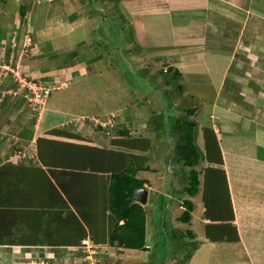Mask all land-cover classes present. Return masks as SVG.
Listing matches in <instances>:
<instances>
[{
    "label": "crops",
    "instance_id": "0c3cea01",
    "mask_svg": "<svg viewBox=\"0 0 264 264\" xmlns=\"http://www.w3.org/2000/svg\"><path fill=\"white\" fill-rule=\"evenodd\" d=\"M102 1L116 8L114 17L121 20L123 16L129 22L131 35L123 40L129 59L146 60L151 68L148 80L162 87L171 82L170 92L182 100L176 105L178 109L193 110L195 143L202 152L194 166L198 191L193 196L184 194L187 179L178 182L188 168L177 162H171L177 169L169 174L173 188L163 187L164 174L157 181L151 177L150 171L156 172L154 167L162 164L150 162V135L139 136L125 129L107 135L103 128L79 121L97 114L110 119V114L117 122L126 120L128 129L137 124L136 119L141 122L139 105L132 104L131 112L107 109L103 101L97 100L100 106L89 105L96 101L91 90L87 98L79 93L93 74L102 75L107 68L109 73L118 72L112 65L118 62L115 60L101 67L102 52L95 43L101 37L112 38L110 49L119 52V43L113 33L109 35L108 28L100 35L94 29L91 35V31L85 30L87 35L83 32V36L76 32L83 22L95 21L82 12L84 0H34L29 8L23 4L24 12L19 16L32 25L31 36L41 40L31 48L35 54L22 59V53H18V61L22 59L29 76L43 81L58 78L66 83L50 94L41 115L30 121L22 108L27 106L24 91L7 97L4 90L10 80L0 81V264L57 263L64 254L72 255L85 237L96 247H103L106 242L93 240L102 235V219L97 223L95 216L82 208L83 195L88 185L93 188L97 184L107 192L110 173L120 166L135 170L148 196L157 192L174 198L173 204L168 202L163 210L169 219L173 211L178 213V202L182 204L184 198L193 201L188 223L199 245L187 264L195 263L202 249L210 257L204 264H264V106L258 105L264 100V0ZM101 20L112 28L107 19ZM115 25L120 40V32L124 34L125 29L119 21ZM150 63L158 64L157 71H152ZM169 67L179 73L175 81L171 72H166ZM165 92H169L166 87ZM158 99L162 101L159 95ZM158 115L157 111L148 112L144 124L147 117ZM138 127L145 126L142 123ZM172 192L179 195L172 196ZM205 195L217 204L213 217L203 204ZM196 203L199 209L194 212ZM213 204L208 202V207ZM102 207L100 215L104 216L105 202ZM148 207L153 208V203ZM145 213L148 222L147 209ZM207 227L218 240L207 237ZM148 230L147 250H119L148 253ZM229 251L237 254L226 259ZM100 255L106 257L104 252Z\"/></svg>",
    "mask_w": 264,
    "mask_h": 264
},
{
    "label": "rangeland",
    "instance_id": "374dc122",
    "mask_svg": "<svg viewBox=\"0 0 264 264\" xmlns=\"http://www.w3.org/2000/svg\"><path fill=\"white\" fill-rule=\"evenodd\" d=\"M37 1L39 0H36V2ZM32 3H34V0H0V81L1 79L5 78L10 80V85L4 90V93L7 97L11 96V98H14L17 95L15 94L16 92L20 93L21 91H24V94H26L27 98V106L24 105L22 108L23 110L27 111L26 113L30 117L29 120L33 117L34 119L38 118L45 109V103L50 94H53V92H56L64 87L66 83V81L59 80L58 78H55L54 81H43L44 87L49 88L50 93L46 97L43 105L39 107L33 106L32 100L34 99L31 100V98H33V95H30L26 87L27 82L33 78L36 80L40 79L27 75V71L29 72V70H26V68L22 65V59H27L29 54H35L32 53L33 49L31 48H33L35 46V42H38L39 40H41V38H33L34 35L31 36V24L28 22H24L21 16H19V13H23L24 11H22L21 5L25 4L29 8ZM84 4L86 5H84L83 8L81 7V9H83L82 12L85 15H92L95 21L93 23L83 22L84 24L76 29L77 34L82 35L84 32L87 35L86 31H91V35L94 29V32L100 35L102 34V29L108 28L109 35H112L113 33L114 40L119 43L116 44L119 52L116 51L117 53H115L114 49H110L112 48V38L104 39L101 37V39L96 40L97 42L95 40L94 41L95 43L99 44L98 49H101L100 51L102 52V58L100 59V63L102 61L101 67H103L104 69L105 65H110L111 62H114L113 60H115L116 62H118L116 63V65L115 63H113L112 65L114 66L115 71L117 70L119 73H109V70H107L109 68H107L106 70H104L102 75L93 74L92 79H90L91 81H88L86 83V93H84L85 90L82 91V87L79 88V93L81 95L84 94L87 98V91L91 90L93 93H95V96L92 99H95L96 101H93L92 103L90 102L89 105L91 104L97 106L98 104V106H100L99 102L103 101V106L107 109H121L123 111L125 110L129 112L130 110H133V107L131 106L132 104L139 105L140 110L139 112H137V116H140L141 122L136 119L137 124L131 127V129H128L126 120H118V123L116 121L117 119L112 118L110 114V119L99 118V115L97 114L94 115L95 117L89 119H80L79 121L84 122V124L85 121L92 123L91 126L93 128H103V130L107 132V135L109 134V132L110 134L114 135V132L117 133L122 129L128 130L132 132L131 134H137L139 136L150 135V162H154L153 164L160 162L162 164L161 166L157 165V167H154L157 169V171L156 169V172L150 171V175L154 180L157 181L158 176L160 174H164L166 177L164 176L165 184L163 185V187H165V189L173 188L172 178L169 174L174 173L177 167L174 165V163H171L174 162V160L172 159H174L173 157L175 156L174 149L172 150L173 145L171 143L175 140L174 145L176 144V140L178 139L180 133L178 131V127H176L175 120L177 118H187L194 120V118L192 117V115H188V113L181 110V108L178 109L177 106L182 103V100H180L177 95L175 96L172 94V92H170L173 86L171 82L163 87L161 85L156 86V84L148 80V74L150 75L151 69L149 63L146 60L137 62L135 61V59L133 60L130 57L133 60L132 62L129 59L127 53H124L126 44L123 40L125 39V37L126 40H128V36L131 35L128 31V20L123 18V16H121V20H119L118 17H114L116 8L111 7L112 4L109 1L103 2L102 0H84ZM82 17L83 16H81V18ZM103 18L107 19L110 24L113 25L112 28H110V25L107 23H105L106 26L103 24L101 20ZM118 21L119 25L125 29L124 32L126 33L122 34V29L120 30V35H122L123 37L120 40L118 38L117 32L115 31L116 27L118 26L115 24H117ZM101 44L103 45L101 46ZM104 44L107 45L105 46ZM129 50L132 52L135 51L132 47ZM18 53H22V56L20 57L22 59L19 60L20 62L17 59ZM39 59L42 62L44 61L43 56H41V58ZM150 64L152 66V71H157V68L159 67L158 64ZM43 71L47 72L46 69ZM261 75H264V71ZM116 79L120 81L118 84L116 83ZM165 87L169 90V92H165ZM158 95L160 96L162 101H159V99L157 100ZM79 100L80 97L78 101ZM97 100L99 101L98 103ZM258 103H260L258 105H261L262 103V106H264V100ZM156 111L159 115L156 118L147 117L148 120L144 124L147 113H156ZM142 123L145 127H138L141 126ZM161 124L162 127L160 129L159 126ZM74 126L77 127L78 123L75 122ZM125 137L127 138V135H125ZM120 162H123L121 158ZM127 163L128 162H125V164ZM180 178L181 181L178 182L179 184H182V182L184 181L186 182V176L180 175ZM109 183L110 181L108 182V186ZM176 186L178 185L176 184ZM175 190L179 191V189L177 188ZM84 193L85 194L83 195V197H85V204L82 208H84L85 206V211L88 214L94 215L95 219H97L96 222L99 223L102 217H104L100 214L102 212L101 208H103L102 205H104V202L107 203L106 198L108 196V191L105 192L102 186H98L96 184V187L93 188L88 185ZM175 194L179 195L178 192H175L172 196H174ZM97 196L101 198L103 203L102 205L99 204L101 200ZM203 198V204H205L204 206L208 210V213L212 215V212H217L214 209V206L217 205L216 202L215 204H213L214 198L210 197L209 195H205V197ZM168 202L171 206L174 202V198H165L164 193L159 194L156 192L154 195L153 192H150L148 196V203L146 204L145 208L147 209V212L149 214V221H145V228L149 229L147 241L150 246L148 247V253L138 251L130 252L126 249L119 250V246H117L115 243L109 242L107 238L106 244H104L103 247H96V254H94L90 259H86V253H81V250H79V248H76L71 251L72 255L64 254V257L61 261L57 263L50 262L49 264H93V261L95 259L99 260V263L97 264H187V257L192 255L194 251H197L195 249L198 247L199 243L196 241V239H194V241L196 242V246H192L191 244L187 243L191 239L185 234V232L191 227V223H184L178 219L179 215L184 209L183 206L181 207V202H178L177 204L179 205V208L177 210L178 213H175L173 211V213L170 214V219L169 214L163 212L164 207L169 205ZM199 202H201V200ZM208 202L213 204L212 208L208 207ZM151 203H153V208L148 207ZM198 207V203H196L194 212H197V210L199 209ZM106 214H109V211H106ZM197 218L199 217L197 213H195L194 219L197 220ZM196 225L197 224H194V227H196ZM98 226L101 227L100 224H98ZM171 226H173L172 229ZM201 226V223L198 222V229H200ZM194 230L196 229L194 228ZM180 232L184 235V237H181ZM173 234H175V237ZM13 236L15 237V235ZM181 244L184 246H182ZM205 251L206 249L200 250L194 258L195 263L191 264H198V262H202V264L206 263V259L210 257L207 256ZM99 252H104L106 257L102 258ZM234 254L235 253L231 254L229 251V253H226L225 258L230 259L234 257ZM6 263L8 262H3L2 264ZM8 264H10V261Z\"/></svg>",
    "mask_w": 264,
    "mask_h": 264
},
{
    "label": "trees",
    "instance_id": "16d2710c",
    "mask_svg": "<svg viewBox=\"0 0 264 264\" xmlns=\"http://www.w3.org/2000/svg\"><path fill=\"white\" fill-rule=\"evenodd\" d=\"M24 8L22 7V11ZM169 69L171 68H167L166 72H171L170 77L175 81L179 73L176 70L172 72ZM186 113L192 115L193 110L188 109ZM175 121L180 133L174 146V162L188 168L184 171V175L187 177V184L184 186L183 191L185 195L193 196L198 191L199 185L198 172L194 166L198 164L202 155V152L195 143L196 122L187 118H177ZM143 183V180L135 177V170L131 168L120 166L118 170L110 173V183L107 189L108 196L106 198L107 203L104 208V211H109V214L103 213L106 215L102 217L104 229L100 238L93 239L95 242H106L108 238L109 242L115 243L119 247L147 250L145 246V209L143 205L135 202L132 198L135 189L142 187ZM182 206L184 209L178 219L186 223L191 219L194 203L191 199L184 198ZM211 217L213 216L211 215ZM185 234L191 239L187 243L196 246L194 233L191 230H187ZM173 235L175 237V234ZM206 235L211 241L219 239L212 236L208 227ZM181 237H183L182 233ZM190 257L191 255L187 259Z\"/></svg>",
    "mask_w": 264,
    "mask_h": 264
},
{
    "label": "built area",
    "instance_id": "2783aa9c",
    "mask_svg": "<svg viewBox=\"0 0 264 264\" xmlns=\"http://www.w3.org/2000/svg\"><path fill=\"white\" fill-rule=\"evenodd\" d=\"M43 80H36V79H30L27 82V89L30 93V95H33L34 100L33 101V106L34 107H39L41 105L44 104V101L46 99V97L49 95L50 93V89L47 87H44L43 85ZM19 155L21 157H25V153L24 152H20ZM79 250H81V253H86L87 257L86 259H90L94 254H96V245L93 243V241L89 238V237H85L83 239L80 240V244L78 246ZM97 264L99 263V260L95 259L93 261V264Z\"/></svg>",
    "mask_w": 264,
    "mask_h": 264
},
{
    "label": "water",
    "instance_id": "95a60500",
    "mask_svg": "<svg viewBox=\"0 0 264 264\" xmlns=\"http://www.w3.org/2000/svg\"><path fill=\"white\" fill-rule=\"evenodd\" d=\"M147 197H148V190L145 187H139L137 189H135L134 193H133V200L135 202H138L141 205H145L147 202Z\"/></svg>",
    "mask_w": 264,
    "mask_h": 264
},
{
    "label": "clouds",
    "instance_id": "9594fccd",
    "mask_svg": "<svg viewBox=\"0 0 264 264\" xmlns=\"http://www.w3.org/2000/svg\"><path fill=\"white\" fill-rule=\"evenodd\" d=\"M165 71V70H164Z\"/></svg>",
    "mask_w": 264,
    "mask_h": 264
}]
</instances>
